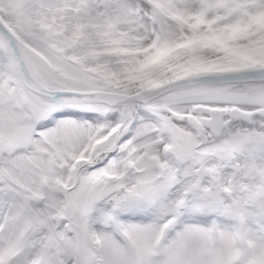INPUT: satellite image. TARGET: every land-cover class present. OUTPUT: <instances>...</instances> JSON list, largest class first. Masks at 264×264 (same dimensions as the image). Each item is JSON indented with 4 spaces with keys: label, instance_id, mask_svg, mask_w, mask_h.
Segmentation results:
<instances>
[{
    "label": "snow or ice",
    "instance_id": "snow-or-ice-1",
    "mask_svg": "<svg viewBox=\"0 0 264 264\" xmlns=\"http://www.w3.org/2000/svg\"><path fill=\"white\" fill-rule=\"evenodd\" d=\"M0 264H264V0H0Z\"/></svg>",
    "mask_w": 264,
    "mask_h": 264
}]
</instances>
